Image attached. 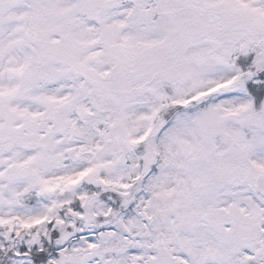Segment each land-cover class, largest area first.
<instances>
[{
    "label": "snow or ice",
    "instance_id": "obj_1",
    "mask_svg": "<svg viewBox=\"0 0 264 264\" xmlns=\"http://www.w3.org/2000/svg\"><path fill=\"white\" fill-rule=\"evenodd\" d=\"M0 264H264V0H0Z\"/></svg>",
    "mask_w": 264,
    "mask_h": 264
}]
</instances>
